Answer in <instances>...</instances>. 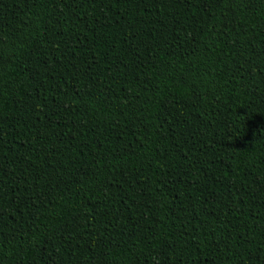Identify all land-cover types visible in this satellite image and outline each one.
Returning a JSON list of instances; mask_svg holds the SVG:
<instances>
[{
	"label": "trees",
	"instance_id": "1",
	"mask_svg": "<svg viewBox=\"0 0 264 264\" xmlns=\"http://www.w3.org/2000/svg\"><path fill=\"white\" fill-rule=\"evenodd\" d=\"M0 264H264V0H0Z\"/></svg>",
	"mask_w": 264,
	"mask_h": 264
}]
</instances>
